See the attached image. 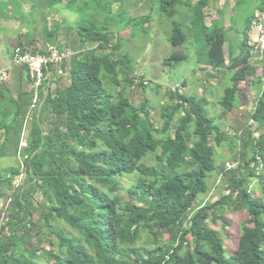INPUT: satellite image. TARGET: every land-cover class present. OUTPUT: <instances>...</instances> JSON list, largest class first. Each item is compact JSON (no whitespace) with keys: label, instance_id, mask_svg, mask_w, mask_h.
I'll list each match as a JSON object with an SVG mask.
<instances>
[{"label":"trees","instance_id":"16d2710c","mask_svg":"<svg viewBox=\"0 0 264 264\" xmlns=\"http://www.w3.org/2000/svg\"><path fill=\"white\" fill-rule=\"evenodd\" d=\"M61 1L0 0V11L4 15L8 9L10 17L24 23V6L53 7ZM73 1L67 0L66 4ZM83 1L86 6L103 7L111 14L113 3L119 0ZM159 1L167 16L175 14V5L180 2ZM209 3L196 0L192 4L186 28L173 20L169 42L179 46L192 39L198 64H204L202 69L232 70L219 100L222 116L233 110L243 94L242 81L247 80L251 88L258 85L262 107L253 117L264 125V75H252L247 44L252 15L245 24L244 36L237 46L229 42L225 54L228 36L224 24L218 20L211 30L206 26L205 8ZM256 8L264 10V0ZM146 16L129 19V23L143 24ZM97 23L75 28L80 45H92L58 64L62 71L68 70V84L55 92H50L46 84L47 92L28 132H23L20 119L28 89L15 99L0 81V158L20 154L30 181H35V188H42L48 210L36 235L47 237L52 246L40 253L32 245L29 231L34 208L24 201L22 186L14 185L20 166L8 165L0 169V196L16 207L8 209L9 217L0 227V264H264V200L249 189L252 170L230 183L231 189L238 191L235 208L243 209L246 217L228 256L220 232L207 223L212 205L195 208L215 168L212 141L228 138L207 111L205 99L181 93L178 88L169 91L170 104L161 106L163 122L157 127L145 101L135 106L130 103L124 82L132 86L134 81L125 74L117 52L121 44H112L111 29ZM58 30L59 26L48 25L44 18L39 29L27 30V34L44 35L46 43L57 44ZM18 46L20 51H28L20 39ZM44 48L34 46L31 51ZM187 58L188 54L174 51L165 63ZM120 73L125 74L123 78ZM188 106L192 107V133L174 123L176 114ZM23 136H27L25 147L20 145ZM150 155H154L155 163L146 162ZM242 157L246 165L257 158L264 164V130L253 153L248 156L244 151ZM127 175H135V179L123 187L120 178ZM35 176L44 180L45 187L38 185ZM121 189L128 193L126 198ZM223 201L232 202L229 196ZM58 222L69 228L55 226ZM182 224L185 228L177 238L170 234L165 237ZM6 228L10 235L2 236ZM144 235L150 245L139 242ZM44 256L53 262L40 261Z\"/></svg>","mask_w":264,"mask_h":264},{"label":"rangeland","instance_id":"374dc122","mask_svg":"<svg viewBox=\"0 0 264 264\" xmlns=\"http://www.w3.org/2000/svg\"><path fill=\"white\" fill-rule=\"evenodd\" d=\"M181 1L182 3L175 5L176 14L167 16L161 11L159 0H120L113 3L111 14H108L103 7L96 8L95 5L86 6L83 0H76L70 4L69 9L71 10L64 11L65 17H61V22L64 27L68 28V31H71V27L77 28L80 25L94 21L97 23V20L99 22L97 25L100 24L111 29L109 36L112 44L116 42H120L121 44L117 52L123 61L122 65L125 74L134 81L132 86H128L124 82L129 101L134 106L145 101L148 104L150 116L157 127H160L163 122L160 115L161 106L170 104L167 97L169 91L178 88L181 93L195 94L205 99L207 111L213 116L215 122L222 127L228 138L221 139V137H218L219 141L217 139H213L212 141L215 147V168L207 178L206 190L197 197L195 208L203 205H212V208L209 210L210 214L207 223L210 227L220 232L224 241L225 252L228 256L239 234V225L246 217V212L243 209L235 208L239 203L235 200L238 191L235 187L231 189L230 183L234 179L236 180L245 176L247 170L250 169L253 173L248 179L249 189L254 196L261 197L264 200L263 162L260 158H257L246 165L242 157L244 151L248 156L253 153L254 147H257L258 137L264 130V125L260 123V119L253 117V113L259 111L262 105L258 99V85L255 88H251L248 85V81L245 80L240 83L243 94L239 95V99L233 110L225 116L221 115L222 109L219 100L222 97L223 89L230 82L229 77L232 70L222 69L219 72H215L211 68H207V70L202 69L204 64H198V58L195 54L196 42L192 39H188L184 44L179 46H173L169 42L168 38L171 35L173 20L180 22L183 28H186V25L190 24V18L193 13L192 3L194 1ZM262 1L210 0L208 7L205 9V22L209 30L212 29L215 20H220L224 24L228 36V40L224 44L225 54L228 52L229 42L233 46H237V41L244 36L247 19ZM118 4L121 7L120 9L117 6ZM60 6L61 4L55 9L57 11L56 16L54 14L55 11L52 14H47L53 7L43 5L31 7L30 5L31 8L29 7L27 10V7L24 6L23 11L25 13L28 12L26 19L33 25L30 31L39 29L44 22V18L48 25L52 24L51 22L61 15V11L58 9ZM36 10L38 12H45V14L41 16L38 13L33 17ZM143 15H147L146 19H148H145L143 24L137 22L129 23V19H133L132 17L137 18ZM110 18L113 19L110 20ZM6 30L0 28V44L2 41H5V47L10 46L7 39L11 38V36L17 38L18 41L20 39L26 49H28L27 52H31L34 46L43 49L47 44L44 41V35L31 37L27 34V30L21 31L18 34L12 28L9 31L7 30L8 32ZM247 39L248 41L250 39L248 34ZM55 45L60 46L59 43ZM62 45L66 44L62 43ZM67 45L76 53L82 49L81 47H84L81 46L82 44H79V38L74 40V42L67 43ZM3 49L5 48L0 47V54L3 52ZM174 51L184 52L188 54V58L178 63L170 62L171 64H166L165 59ZM249 61L253 66L252 75L254 78L264 75V54L258 51L250 52ZM11 64V66H14L12 61ZM18 66L15 64L12 68H18ZM53 66L55 65L51 67ZM125 74L120 73L119 76L123 78ZM64 77V79L59 80L61 88L68 84L67 76ZM21 78L25 79L23 76ZM183 80L185 81L184 85L181 83ZM10 81L8 80V82ZM140 81L143 82L142 85ZM4 82L7 85L6 80ZM27 83L30 82H26V85H28ZM27 91L29 99L26 98L22 104L20 115V119L24 123L23 132L25 133L28 132L30 123L39 109V105L31 108V87ZM49 91L55 92L54 89ZM174 123L192 133V107L188 106L187 109L176 114ZM2 139L3 134L0 130V141ZM190 141L192 142L193 138ZM26 144L27 136H23L20 145L25 147ZM146 162L155 163L154 155L147 157ZM8 165L20 166L21 172L14 178L13 182L17 187L22 186L24 201L29 202L32 208H34V214L30 221L29 235L32 236V245L37 247L38 252L44 253L46 250L52 248V246L49 244L47 237L41 236V234L36 235V230L43 224V215L48 210L47 199L42 193V188H35L33 185L35 181H30V174L26 171V167L22 165L20 154L0 158V169ZM35 177L38 180V185L45 187L44 180L41 177ZM134 179L135 175H127L121 177L120 182L123 187H127ZM6 191L9 192V190ZM120 193L124 198L128 195L123 189L120 190ZM225 196H229L232 202H224L223 198ZM12 206L16 207L10 204L9 199L7 200L0 196V227L8 219V209ZM211 216H214V220L211 219ZM57 225L63 226L66 229L69 228L63 222L55 223V226ZM184 228L185 224H182L164 235L167 237L170 234L171 237L177 238L178 233ZM6 234L10 235V231L7 228L2 231V236ZM188 238L191 241L189 236ZM139 242L147 245L151 244L148 241L147 235H144ZM40 261L51 263L53 259L44 256Z\"/></svg>","mask_w":264,"mask_h":264},{"label":"built area","instance_id":"2783aa9c","mask_svg":"<svg viewBox=\"0 0 264 264\" xmlns=\"http://www.w3.org/2000/svg\"><path fill=\"white\" fill-rule=\"evenodd\" d=\"M250 52L258 51L264 54V10L254 9L249 23L248 31ZM81 52L88 46L83 44ZM77 52V53H79ZM76 52L68 46H57L47 43L42 51L21 52L17 48L13 52L12 63L24 67L31 87V108L41 105L46 91L49 65H58L62 61L69 60ZM7 77V70L0 71V79Z\"/></svg>","mask_w":264,"mask_h":264},{"label":"crops","instance_id":"0c3cea01","mask_svg":"<svg viewBox=\"0 0 264 264\" xmlns=\"http://www.w3.org/2000/svg\"><path fill=\"white\" fill-rule=\"evenodd\" d=\"M119 1H117V2H119ZM193 1L195 2L196 0H193ZM179 3H182V1L180 0ZM59 4H61V6L58 8L61 11V13H60L61 15L59 17H57V19L55 21H52L51 23L52 24L55 23L57 26H59V30L57 31V42L59 43L60 47H62V46H68L67 43L74 42V40L79 38V35L76 36V32L78 34V31L75 28L71 27L70 28L71 31H68L67 30L68 28L64 27V25L61 22V17L62 16L65 17L64 11L71 10V9H69L70 4H66V1H62L61 3L58 2L57 4H55L53 6V8L49 12L46 11L47 14H50V13L52 14L53 11H55V9H57V6ZM117 6H118L119 9L121 8L119 6V4ZM28 9H29V7H27V10ZM176 12H177V10L175 8V14H176ZM5 13L6 14L3 15V12L0 11V28L7 29L8 31L12 28V29H14L13 31H16L17 34L19 32H21V31L30 30L32 28L33 25L28 20H26L23 23L19 19H15L13 17H10V12H8V9L5 10ZM38 13L41 16H43V14H45V12H38V10H36L34 15H33V17H35V15L38 14ZM54 14L56 16L57 15V11H55ZM24 15L26 17L28 15V12H26ZM132 18H134V17H132ZM216 21L217 20H215V22ZM206 26H207V23H206ZM7 27H10V28H7ZM13 37L14 36H11V38H8L7 42L10 43L11 41H13ZM62 43L66 44V45H62ZM79 44H80V42H79ZM2 45H4V46H2ZM81 46H83V44ZM0 47L5 48V49H3V52L0 54V71H2L3 69L7 70V77L4 78V79L3 78L0 79V81L3 80V82H4L6 80V83H7V86L9 88V91H10L11 95L15 99H18V97L23 95V92L25 90L30 88V83H27L28 85H26V82H29V79L27 77L25 69L22 66H18L17 65L18 68L17 67L12 68V67L15 66V64H13L14 66H11L12 65L11 64V59H12V55H13V48L10 47V46L9 47H5V41H2V43L0 44ZM58 67L59 66L55 65L53 67H50L49 71H48V81H47V83L49 85L48 88L51 91L53 89L56 90L60 86L59 80L60 79H64L65 78L64 76H67V71L68 70L64 72V71L61 70V68H58ZM22 76L25 79H22L21 78ZM66 78L68 79V77H66ZM8 80L9 81L11 80V81L8 82Z\"/></svg>","mask_w":264,"mask_h":264},{"label":"water","instance_id":"95a60500","mask_svg":"<svg viewBox=\"0 0 264 264\" xmlns=\"http://www.w3.org/2000/svg\"><path fill=\"white\" fill-rule=\"evenodd\" d=\"M19 45V41L17 38H13V41L10 42V47H12L13 49L14 48H17Z\"/></svg>","mask_w":264,"mask_h":264},{"label":"clouds","instance_id":"9594fccd","mask_svg":"<svg viewBox=\"0 0 264 264\" xmlns=\"http://www.w3.org/2000/svg\"><path fill=\"white\" fill-rule=\"evenodd\" d=\"M53 44V43H52ZM58 46V45H57ZM15 50V49H14ZM14 50H13V52H14ZM13 56V55H12Z\"/></svg>","mask_w":264,"mask_h":264}]
</instances>
